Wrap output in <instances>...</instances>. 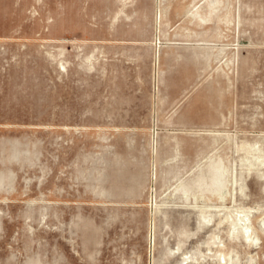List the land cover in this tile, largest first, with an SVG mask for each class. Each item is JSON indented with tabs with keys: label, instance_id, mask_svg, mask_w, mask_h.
<instances>
[{
	"label": "rangeland",
	"instance_id": "374dc122",
	"mask_svg": "<svg viewBox=\"0 0 264 264\" xmlns=\"http://www.w3.org/2000/svg\"><path fill=\"white\" fill-rule=\"evenodd\" d=\"M211 1L98 56L103 2L0 0V264H264V0Z\"/></svg>",
	"mask_w": 264,
	"mask_h": 264
},
{
	"label": "crops",
	"instance_id": "0c3cea01",
	"mask_svg": "<svg viewBox=\"0 0 264 264\" xmlns=\"http://www.w3.org/2000/svg\"><path fill=\"white\" fill-rule=\"evenodd\" d=\"M96 1V0H92ZM103 2L102 8H95L92 9L91 15H90V25L92 26L93 34L90 38H83L77 40L78 42L82 43H92L93 44V54L96 52L95 44L98 45V56L99 53H108L109 49L107 47L101 48L100 44H110V43H132V44H138L142 43V40H140L137 37H125V35H112V34H96L95 28L105 27L107 28V32L111 31L113 28L119 27V28H137L142 27L145 25L147 20L150 18H155V0L154 5L150 7L148 5V1L145 2V7L142 8V2L146 0H130L129 4H126L125 1L127 0H117L115 3L117 6L113 8V2L112 0H99ZM166 1L167 0H162ZM220 0H212V12L218 11L220 8L219 4ZM111 3V5H110ZM126 4V7H123V4ZM129 5V6H128ZM94 7V6H93ZM151 8V9H150ZM211 12V13H212ZM198 13H195L196 16ZM143 21H145L143 23ZM201 23V22H199ZM203 23V22H202ZM164 25V24H162ZM105 46V45H103Z\"/></svg>",
	"mask_w": 264,
	"mask_h": 264
}]
</instances>
